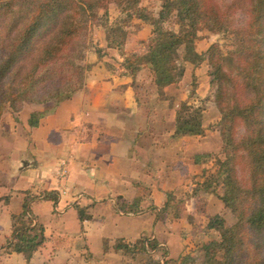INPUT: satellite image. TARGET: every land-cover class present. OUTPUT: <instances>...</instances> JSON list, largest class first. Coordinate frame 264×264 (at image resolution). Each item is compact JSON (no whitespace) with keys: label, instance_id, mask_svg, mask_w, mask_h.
Returning <instances> with one entry per match:
<instances>
[{"label":"crops","instance_id":"0c3cea01","mask_svg":"<svg viewBox=\"0 0 264 264\" xmlns=\"http://www.w3.org/2000/svg\"><path fill=\"white\" fill-rule=\"evenodd\" d=\"M136 30L128 34L125 52L151 34L142 23ZM99 47L106 48L105 40ZM107 51L86 56L93 68L71 98L27 108L22 124L0 136V241L10 238L12 216L32 199L30 217L43 227L45 242L29 264H201L200 244L213 230L193 231L201 194H192L193 180L207 165L202 157L219 151L221 139L207 130L205 112L202 134L176 137L182 99H166L174 84L163 89V98L153 88L155 101L145 102L134 81L120 75V55ZM33 112L45 115L31 127ZM62 164L67 175L60 178ZM183 191L191 194L185 209L173 214ZM217 201L204 199L203 228L208 216L221 214ZM211 206L219 208L211 213ZM119 242L130 249H117ZM3 259L23 260L15 253Z\"/></svg>","mask_w":264,"mask_h":264},{"label":"trees","instance_id":"16d2710c","mask_svg":"<svg viewBox=\"0 0 264 264\" xmlns=\"http://www.w3.org/2000/svg\"><path fill=\"white\" fill-rule=\"evenodd\" d=\"M144 1L0 0V116L7 104L14 112L20 111L25 101L57 106L82 89L86 71L80 63L85 50L79 45L85 37L83 16L90 17L89 22L93 19L104 24L106 48L122 58L120 75L133 80L141 68L148 67L160 95L175 81L178 66L173 57L180 48L183 62L198 65L206 59L217 85L221 124L240 123L244 136L236 142L224 128L221 130L225 158L213 176L222 181L221 202L231 207L237 222L226 228L219 215L207 221L205 229L221 235L219 241L204 246L205 256L212 260L214 254H221L219 264H264V252L260 251L264 242V0H159L158 12ZM111 4L119 15L114 21L106 13ZM97 10L104 14L99 17ZM241 13L246 17L243 26L236 23ZM132 19L150 26L151 34L133 51L125 52V28ZM202 31L227 35L231 49L221 53L218 45H211L199 55L195 42ZM44 115L31 113L28 125L37 126ZM202 133L201 110L181 102L174 135ZM238 158H243L248 171L247 188L241 187L237 178ZM210 184L207 180L195 183L192 194L211 193ZM31 200L12 216L11 236L0 245L7 253L22 254L27 259L45 242L43 227L28 218ZM79 215L82 220V212ZM252 238L259 243L256 245ZM116 248L130 249L120 242Z\"/></svg>","mask_w":264,"mask_h":264},{"label":"rangeland","instance_id":"374dc122","mask_svg":"<svg viewBox=\"0 0 264 264\" xmlns=\"http://www.w3.org/2000/svg\"><path fill=\"white\" fill-rule=\"evenodd\" d=\"M143 3L145 5H147L148 7H150V9H152L153 11L158 12L159 7H160V1L159 0H145ZM106 11H107L106 13H109V15L111 16V21H114V19L119 16L118 12L116 10V7L113 4L109 5V7ZM95 13H97V15H99V17H100L101 15L104 14V11L97 10ZM89 18L90 17H87V16L82 17L83 25H85V23H86L85 30L83 29V32H82V35L85 37L83 38V41L81 40V43H79L80 50L81 51L85 50L84 60H83V62H80L83 66L86 67L85 78H86L87 73L90 71V69L93 68V66L92 67L90 66V63H87V60L85 61L86 56L88 54H92V56H97L98 58H100V56L103 54L108 55L107 48H104V47L100 48L99 47L100 42L102 41L104 44V40L106 39V29L104 28V24L102 22H100V20H93V19H92V22H89L90 21ZM245 22H246V17L242 13H241V15L238 14V18L236 20L237 25L243 26L245 24ZM139 26H140L139 21H137L136 19H132L126 25V28H125L126 33L130 34V33L137 31L136 29H138ZM230 40L231 39L228 38L227 35L223 36L222 34H212V33H209L207 31H202L198 34V40L195 42V51L199 55H203L209 49V47L211 45H218L221 53L222 52L225 53L228 49H231V47H230L231 41ZM183 53H184L183 48H180L175 53V55L173 57V59L177 63L178 69L173 74L175 77V79H174L175 81L173 83L174 84L173 87H171L169 90L171 92L172 96L170 98L166 97V99H168L170 103H175V101L177 99H182L181 102H188L189 104L198 107L202 113V123L204 120V112H205V116L209 119V125L207 127V130L209 131V133L216 134V136H219L221 139V130L224 128V130H226V132L230 133V135H232L233 139L236 142H238L244 136V129L242 128V126L238 122H236V123H229V122L227 123L226 122V123L221 124V115H220L219 109L217 107L216 98H215L217 85L215 83L214 76L211 74L212 71H211V68H210L207 60L204 59L200 64L193 65L189 62H183ZM146 68H148V67H146ZM182 69H184V71L187 72L188 75L187 76L183 75V77L181 78L180 77L181 76L180 71H182ZM151 77H152V73H151V70L149 68L148 69L141 68L140 71L135 75V77L133 79L135 86L141 89V93H143V97H144L145 102H154L155 101L154 99L151 98L150 95L152 92H154L156 90H157L159 97H162V98L164 97V92L162 95H160L157 87L155 88L153 86L155 84L150 82V79H152V82H154L153 78H151ZM84 84H85V80H84ZM153 88H154V91H151ZM144 89H145V92H144ZM172 92H174V94ZM199 92L201 93L200 95H199ZM177 93L183 94V97L182 98L181 97L176 98L174 95ZM50 104H52V103H50ZM180 105H181V103L179 104L178 109H180ZM27 108H37V109L41 108L42 109L43 105L32 104V103L25 101L23 103L22 108L18 112H14V110L8 104L5 105V107L1 113V116H0V136H3L4 134H6L9 131L8 127H10V125H13L12 128H14L17 125L20 126L22 124L21 118L27 117L28 113H29V110ZM222 145H223V142L221 139V147H220L219 151L208 154L209 157H205L203 159L205 161V164L207 163V165L198 174V176L196 177L197 180L196 179L193 180V183H196L197 185H198V183H200V181L202 183L206 180L211 183L210 184L211 193H208V194L201 193L200 195L198 194L199 196L197 195L198 196L197 198H200L198 203H197L198 212H199V216L197 217V220L198 219L199 220L197 221L196 227L193 230L195 233L197 231L198 232L199 231L204 232L203 230L206 227V225H205L203 228V224H205V223H203V220H202V218H204V215L202 214V213H204L202 210L203 205L205 204L204 199L208 198L210 204H212L215 201H216V203H219L217 200H219L221 202V197H222L223 192H224V188H223V185L221 183L222 181L219 179L214 180L215 177L213 175H215L216 170L219 169V167H218L219 163L221 161H223L225 158L223 151H222ZM230 150H232V149H229V151ZM241 155H242V153L238 154L237 157H240ZM238 161H240V162H238V164L236 165L237 166V173H236L237 178H238L240 186L247 188L249 185L248 171L246 169V165L244 164L243 158H238ZM62 168H63V166H60V170ZM65 168H66V166H65ZM66 175H67V172H66ZM59 176H60V178H63V177H61L60 173H59ZM192 193H193V191H192ZM190 195L191 194L189 192H185V191L181 192L180 195H178L179 198L181 199L180 200L181 203H179V206L175 205L173 207V209H174L173 214L180 213V211L182 209H185L183 206L184 205L183 202ZM221 207H222V211H221V214L219 216L224 220V226L226 228L232 227L237 222L236 216L233 214L231 207H225L222 202H221ZM218 208L217 207L213 208L211 206L210 212L214 213V211L216 212L218 210ZM216 215H218V214H212V215L208 216L206 221L209 222V219L216 216ZM29 217L30 216H28V218ZM23 222L25 224H27V222H25V221H23ZM20 225H17V227ZM211 232H212V235L209 237V240L206 243L202 242L200 244L201 245L200 246L201 256H202L201 257V261H202L201 264H205V262L207 264H219V261L221 258V254H219V253L214 254V257L212 260H207V258L205 256L204 246H206V244L210 243L211 241H219L220 240V235H221L220 232H217L214 230ZM252 235H254V234L252 233ZM251 240H252V242L254 241V243L256 245L259 243V241L256 242L255 240H253V238ZM7 241H8V239L6 241H0V245H5L7 243ZM260 243H261V241H260ZM260 246H261L260 251L264 252V242H262V245H260ZM40 248H41V246H40ZM11 254H14V253H7L4 249L0 248V264H2L3 261H6V263H9L7 261V259H3V258H5ZM20 255L23 258V260H21L22 262L20 261V264H29V261L33 257V255H32L29 259H27V258H25L24 255H22V254H20ZM250 255H252V253H250ZM12 264H14V263H12Z\"/></svg>","mask_w":264,"mask_h":264},{"label":"built area","instance_id":"2783aa9c","mask_svg":"<svg viewBox=\"0 0 264 264\" xmlns=\"http://www.w3.org/2000/svg\"><path fill=\"white\" fill-rule=\"evenodd\" d=\"M61 166H63V168L60 170V174H61V177H64L66 175V168L64 164H62Z\"/></svg>","mask_w":264,"mask_h":264},{"label":"water","instance_id":"95a60500","mask_svg":"<svg viewBox=\"0 0 264 264\" xmlns=\"http://www.w3.org/2000/svg\"><path fill=\"white\" fill-rule=\"evenodd\" d=\"M23 165H24V167H26L27 166V163L24 162Z\"/></svg>","mask_w":264,"mask_h":264}]
</instances>
